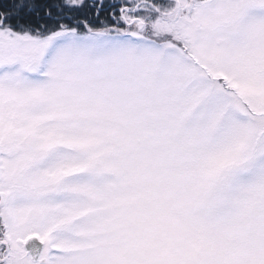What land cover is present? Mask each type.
Returning <instances> with one entry per match:
<instances>
[{"label":"snow or ice","instance_id":"1","mask_svg":"<svg viewBox=\"0 0 264 264\" xmlns=\"http://www.w3.org/2000/svg\"><path fill=\"white\" fill-rule=\"evenodd\" d=\"M0 264H264V0H0Z\"/></svg>","mask_w":264,"mask_h":264}]
</instances>
